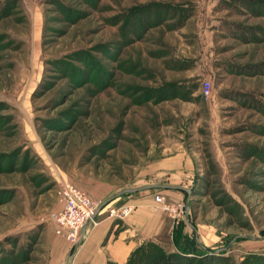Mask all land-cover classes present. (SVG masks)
Listing matches in <instances>:
<instances>
[{
  "label": "rangeland",
  "instance_id": "obj_1",
  "mask_svg": "<svg viewBox=\"0 0 264 264\" xmlns=\"http://www.w3.org/2000/svg\"><path fill=\"white\" fill-rule=\"evenodd\" d=\"M155 182L164 252L264 264V0H0V264H55L64 184Z\"/></svg>",
  "mask_w": 264,
  "mask_h": 264
},
{
  "label": "crops",
  "instance_id": "obj_2",
  "mask_svg": "<svg viewBox=\"0 0 264 264\" xmlns=\"http://www.w3.org/2000/svg\"><path fill=\"white\" fill-rule=\"evenodd\" d=\"M171 168L174 167L166 169ZM157 170L165 172L161 167ZM154 184L148 186V189H152L151 192L150 190L138 191L123 197L113 196L112 199L104 194L92 195L90 198L96 201L108 198L111 201L109 203L115 206L131 204L133 210L122 221L107 218L102 213L95 225H89L86 228L81 243L72 251L70 264H107V262L126 264L130 253L145 242L168 248L173 229L171 223H174L175 215L160 211L153 197L155 194H161L166 201H173L180 199V196L177 189L173 187H167L163 183L155 182ZM52 237L48 238V247L55 260L54 263L62 264L64 256L71 247L61 236Z\"/></svg>",
  "mask_w": 264,
  "mask_h": 264
},
{
  "label": "built area",
  "instance_id": "obj_3",
  "mask_svg": "<svg viewBox=\"0 0 264 264\" xmlns=\"http://www.w3.org/2000/svg\"><path fill=\"white\" fill-rule=\"evenodd\" d=\"M207 91L208 83L203 84ZM61 208L49 214L48 221L53 226V233L68 242L75 249L82 241L86 228L95 225L97 218L104 213L107 218L122 221L133 210V205L124 203L118 206L109 202L95 201L75 187L64 184L60 190ZM159 210L169 215H177L180 208L168 205L161 196L153 197Z\"/></svg>",
  "mask_w": 264,
  "mask_h": 264
},
{
  "label": "trees",
  "instance_id": "obj_4",
  "mask_svg": "<svg viewBox=\"0 0 264 264\" xmlns=\"http://www.w3.org/2000/svg\"><path fill=\"white\" fill-rule=\"evenodd\" d=\"M126 264H184V256L166 253L156 244L145 242L130 253Z\"/></svg>",
  "mask_w": 264,
  "mask_h": 264
}]
</instances>
